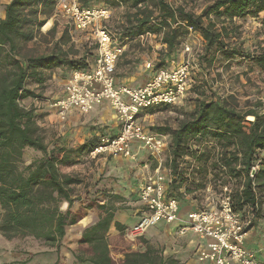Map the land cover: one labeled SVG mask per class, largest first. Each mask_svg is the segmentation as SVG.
<instances>
[{
	"label": "trees",
	"instance_id": "16d2710c",
	"mask_svg": "<svg viewBox=\"0 0 264 264\" xmlns=\"http://www.w3.org/2000/svg\"><path fill=\"white\" fill-rule=\"evenodd\" d=\"M80 1L83 7H105L110 11L125 7V21L117 39L120 46L146 35L160 37L165 54L159 69L163 68L164 60L177 55L191 29L203 42V51L196 60L199 72L207 71L221 56L227 62L245 59L264 73V40L255 53L244 52L232 42L237 36L236 18L262 16L260 31L264 36V0H216L198 16L180 6H171L169 0ZM57 2H0V236L7 242L16 239L39 242L54 252L52 264H62L60 255L67 228L79 224L87 211L96 209L98 220L81 231L76 249L70 252L71 264H184L176 253L151 244V238L161 235L188 239L177 236L175 228L155 227L140 237L128 238L129 227L114 220L115 213L122 210L115 205L121 199L118 196L101 193L89 199L84 208L71 210L74 202L83 201L75 195V187L82 181L65 170L95 148L99 139L78 148L56 143L50 146L38 125L39 112L33 104L28 107L22 104L26 100H42L35 90L43 89L58 69L69 74L84 71L95 58L94 55L88 63V55L80 57L66 31L58 38L54 26L41 32L55 14ZM37 40L49 45L44 53L28 47ZM31 85L36 89H30ZM262 101L257 102L259 107L264 104V95ZM152 110L155 109L144 113ZM249 117L251 122L246 121ZM150 131L171 138L166 197L179 202L180 215L199 209H186L183 197L206 185L190 180L191 170L182 167L184 157L188 156L198 165L197 171L203 172L209 163L212 178L220 186L229 181L237 184L231 199L233 210L242 221L246 222L247 215L251 219L258 217L264 198V114L240 110L233 97L214 96L210 100H195L193 112L180 120L176 129L156 127ZM204 143L212 144L211 148ZM193 145H198L197 150ZM28 150L39 156L24 165ZM62 204L66 205L65 211L61 210ZM190 250V255L194 254V249Z\"/></svg>",
	"mask_w": 264,
	"mask_h": 264
},
{
	"label": "rangeland",
	"instance_id": "374dc122",
	"mask_svg": "<svg viewBox=\"0 0 264 264\" xmlns=\"http://www.w3.org/2000/svg\"><path fill=\"white\" fill-rule=\"evenodd\" d=\"M94 3V0H90ZM216 0H169V4L173 7H182L185 11L200 15L203 11L213 4ZM1 3L4 0H0ZM1 13V11H0ZM126 14L125 7H118L111 10L109 28L114 36L116 42L118 41V32H120L124 18ZM212 20L213 16H210ZM253 19L251 17H245L243 19H234V25L237 27V36L232 39V42L244 52L255 53L259 44L264 40V36L261 34L260 19ZM222 19H220L221 21ZM50 25L47 28H42L41 32H46L51 27L55 28V38H58L64 31L67 32L75 50L79 52L81 57L83 54L88 55L86 61L91 63L95 55V46L90 37V33H80L74 31L69 25H66V20L58 17L54 20L48 21ZM219 27V26H218ZM229 30V29H228ZM29 48H33L36 53H44L48 46H46L41 40H37L31 43ZM125 57H121V61L118 60L116 64L117 77H127L137 80L147 81L148 78L159 69L158 65L161 59L164 58L165 52L160 44V37L156 35L142 36L137 40L126 41L124 44ZM189 47L191 55L193 57V70L190 73V89L184 98L174 106H167L152 110L153 112H146L142 115L144 124L148 129L156 127H169L171 130L177 128L178 122L187 117V115L193 112V106L195 100H210L214 96L217 97H233L238 104V108L242 111L256 110L259 114H264V104L259 107L257 102H263L262 97L264 95V73L260 71L256 66L245 59L235 58L232 61H225L221 56L213 63V66L207 71L199 72V68L196 65V60L199 54L203 51V42L197 33L191 32L184 41L182 48L172 60H164L163 68H171L182 60L184 55V48ZM122 54V55H123ZM173 63V64H172ZM142 74L138 78V74ZM69 73L63 72L58 69L53 74L50 81H47L43 89H36L35 86H30V89H36L42 100H36V104L33 106L39 113L40 119L38 125L43 130L44 141L50 146L54 143L62 144L67 148H78L85 143H94L98 140V134H104L105 137H113L116 134L114 129V123L109 117L102 119L101 124H97L95 119L90 114H83L85 116H78V123L66 128L63 122H59L56 115L49 112L41 105L45 103V99H55L59 96L64 89V82L67 80ZM205 80V83L201 85ZM202 86V89L198 87ZM31 100H26L22 104L28 107L31 104ZM49 103V102H48ZM55 115V116H53ZM90 116V117H89ZM113 116V114H110ZM90 120V121H89ZM93 121V122H91ZM246 121L251 122L252 120ZM96 124H95V123ZM109 130V133L107 132ZM107 132V133H105ZM166 140L170 144V136L166 135ZM193 143H190V145ZM208 148H211L212 144L204 143ZM169 148V146H168ZM194 150H197L198 145H193ZM201 150L204 148L201 146ZM213 152L217 153L218 149L214 148ZM214 154V153H213ZM100 154L95 158L89 156V153L80 158L74 165L67 168L65 171L69 174L78 176L82 183L75 187V195L83 199V201H76L73 204L72 212H75L79 207L84 208L89 199L95 196L99 197L101 193L106 195L118 196L121 199L115 201L116 206H123L127 211L123 213L131 215V206L137 204L134 196L129 194V177L128 162L124 157ZM38 153L33 151H26L24 157V165H27L31 160L37 158ZM170 152L168 149V158L162 164V167L166 169V162L170 159ZM215 157V156H214ZM182 167L188 172L191 170L190 180H193L195 184L206 183L204 188L195 190L192 193L186 194L184 198L185 208L191 207L201 208L206 203V188H211L214 195L219 193L222 186L219 185V181H215L210 173L209 163L203 167V172L197 171L198 165L190 157L185 156ZM231 192L236 188L234 181H229L226 184ZM191 188H194L192 186ZM96 192H98L96 194ZM139 202V200H138ZM185 209V210H186ZM61 210H66V205H61ZM87 213L99 215L96 209L89 210ZM246 222L251 223L250 229L254 223L260 225L259 231L255 235V239L251 240L249 237L250 232L248 230V239L244 241V247L247 250H251L255 254V258L259 259L261 254L260 250H264V198L261 200L259 206L258 217L251 219L249 215L246 216ZM81 224V223H80ZM80 224L67 228V234L62 242V249L60 258L63 260L62 264H71L70 252L76 249L77 241L79 238ZM127 226V225H126ZM166 226L163 222H159L156 228H163ZM256 226V225H255ZM169 228H172L169 226ZM256 229L254 230V232ZM151 238V244L153 246H164L169 252L176 253L174 251H181L178 258L181 260L186 257L187 245L184 240L176 237L175 235ZM11 245V249L7 252L9 257L6 264H52L55 257L54 252L48 250L39 242H35L32 239H16L8 242ZM177 254V253H176ZM4 255V254H3ZM177 256V255H176ZM181 262H183L181 260Z\"/></svg>",
	"mask_w": 264,
	"mask_h": 264
},
{
	"label": "built area",
	"instance_id": "2783aa9c",
	"mask_svg": "<svg viewBox=\"0 0 264 264\" xmlns=\"http://www.w3.org/2000/svg\"><path fill=\"white\" fill-rule=\"evenodd\" d=\"M110 15L111 11L105 7H83L80 0H58L51 20L61 17L74 31L90 33L96 53L87 70L69 74L61 98L44 101L49 102L59 122H65L73 109L88 114L106 103L113 110L120 130L113 137L101 136L89 156L108 154L133 159L131 144L136 143L155 161L154 171L139 191L144 212L127 231L128 238L140 237L163 222L165 227L175 228L177 236H192L203 242L201 248L196 245L193 254L199 263L260 264L254 252L244 247L249 223L242 221L240 214L233 210L227 185L222 186L217 195L207 187L205 192L209 197L205 205L186 216L180 215L179 202L166 197V170L163 172L162 167V154L167 147L165 137L146 129L140 122L143 112L174 106L187 94L194 66L189 47L184 48L185 57L180 62L171 68L156 70L142 86H118L115 66L123 46L111 33Z\"/></svg>",
	"mask_w": 264,
	"mask_h": 264
},
{
	"label": "crops",
	"instance_id": "0c3cea01",
	"mask_svg": "<svg viewBox=\"0 0 264 264\" xmlns=\"http://www.w3.org/2000/svg\"><path fill=\"white\" fill-rule=\"evenodd\" d=\"M123 52H124V47H123ZM121 57L124 58L125 57V53L123 55H121L118 58V60L121 61ZM118 60H117V62H118ZM117 62H116V64H117ZM141 75H142L141 73L138 74V78H140ZM152 75L148 79H150L152 77ZM133 80L134 79H130V78H127V77L118 78L117 77V72H116V66H115V82H116V84L118 86L140 87L146 82V81H141L140 79L137 80V82H135V81L133 82ZM62 93H63V91L60 93L59 96H56L55 98H61L62 97ZM46 102L45 103H41V105L46 110L48 109L47 112H49V114H51V113L54 114V111L52 109H50V107L48 105V101H46ZM36 103H37L36 100H33L31 102V104H33V106ZM88 114H90V116H92L95 119L97 124H101L102 123V121H101L102 119H105L106 117H109L111 119V121L114 123V127L113 128L116 129V134L115 135H117L119 133L120 129H119V125L117 123V120L115 118L114 112L106 103L101 104L99 106H96ZM110 114H113V116H110ZM143 114H144V112L141 114V117H142ZM82 115L83 114L78 112V110L73 109L69 113V115L67 116L66 121L61 123V124H65L66 128L70 127L71 125H76L78 123V120H77L78 116H82ZM53 116H55V115H53ZM83 116H85V115H83ZM91 122H93V121H91ZM140 122L142 123V125L146 129H148V127L145 126L144 121H143L142 118H140ZM107 132L109 133L108 129H107ZM107 132H105V133H107ZM101 136H104V134H98V139ZM165 142L167 143V147L164 149L163 154H162L163 163L168 158V149H169L168 148L169 141L166 140V138H165ZM131 154L133 156V159H131V158H124V159L128 162V165H129L128 166V172H127V177H129V180H130L129 181V194L131 193L134 196L135 200L137 201V204L131 206L130 210L132 212V216L123 213V211L124 210L127 211V209L123 208V206H122L121 207L122 210H118L115 213V217H114V220L116 222H118L120 224H125L129 228L136 223V221L142 216V214L144 212V207L142 206V204L140 202H138V200H139V191H140L141 186L144 183L145 179L148 176L151 175V173L154 171V168L156 167V163L151 158L150 154L142 146H140L139 144H136V143L131 144ZM108 156H110V155H107V157ZM120 157H122V156H120ZM164 170H166V169L163 168V172H164ZM187 214L181 215V216L183 217V216H186ZM93 215L90 214V213H87V216L84 217L80 221L81 224L79 223L80 224L79 225L80 228L84 229L86 226H89V225H92V224L96 223V221L98 220V216L97 215L93 216ZM253 226L254 227H252L251 229L250 228L248 229V230H253V232H250V234H249V237H250L251 240H254L256 238L255 235L258 232L259 227H260V225H258V223H254ZM255 229H256V231L254 232ZM110 231L113 232V228H111ZM259 231H262V229H260ZM66 234H67V232H66ZM78 234L80 235L81 231H79ZM187 238L189 240L188 239H183V240H184V242L187 245V252L188 253L186 254L185 258L181 259L183 261L182 263H184V264H206V263L197 262L194 259L193 254L190 255V251H191L190 249H192V248L195 249L196 245H197V247L200 246V248H201L203 242L201 243L200 240H197L196 238H194L192 236H189ZM246 238L248 239V234H247ZM10 249H11V245L0 236V261H1L2 264H6L7 259L9 258V257H7V256H9V254H7V252ZM174 252L177 253L176 255H180L182 253L181 251H180L181 253L179 251H174ZM260 254H261V256H260L259 259H257V261L260 264H264V250H260ZM207 264H209V263H207Z\"/></svg>",
	"mask_w": 264,
	"mask_h": 264
},
{
	"label": "bare ground",
	"instance_id": "6f19581e",
	"mask_svg": "<svg viewBox=\"0 0 264 264\" xmlns=\"http://www.w3.org/2000/svg\"><path fill=\"white\" fill-rule=\"evenodd\" d=\"M49 25H50V23L48 22L43 28H47ZM248 120H252V118L249 117Z\"/></svg>",
	"mask_w": 264,
	"mask_h": 264
}]
</instances>
